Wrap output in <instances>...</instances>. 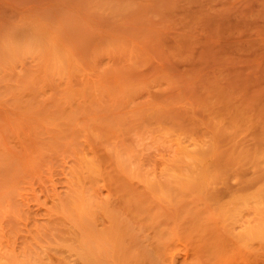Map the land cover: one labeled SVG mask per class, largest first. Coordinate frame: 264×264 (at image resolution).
Here are the masks:
<instances>
[{"label": "rangeland", "instance_id": "1", "mask_svg": "<svg viewBox=\"0 0 264 264\" xmlns=\"http://www.w3.org/2000/svg\"><path fill=\"white\" fill-rule=\"evenodd\" d=\"M19 263L264 264V0H0Z\"/></svg>", "mask_w": 264, "mask_h": 264}, {"label": "bare ground", "instance_id": "2", "mask_svg": "<svg viewBox=\"0 0 264 264\" xmlns=\"http://www.w3.org/2000/svg\"><path fill=\"white\" fill-rule=\"evenodd\" d=\"M91 247H92V246L89 247L90 250H88L87 248L84 249V252H83V253L86 252L85 250H88V252H90V253H86V254H85V256L89 254V255L86 256V257H89V256L91 255V253H93V250H91V249H93V247H92V248H91ZM88 259H89V258H88ZM91 259H92V258H91ZM91 259H89V260H91ZM92 261H93V259H92ZM93 262H94V261H93ZM21 263H22V262H21ZM19 264H20V263H19Z\"/></svg>", "mask_w": 264, "mask_h": 264}]
</instances>
